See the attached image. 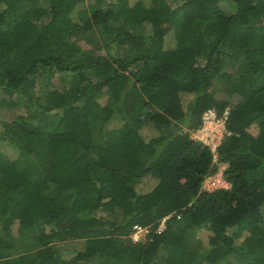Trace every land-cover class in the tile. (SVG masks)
<instances>
[{"label":"trees","instance_id":"16d2710c","mask_svg":"<svg viewBox=\"0 0 264 264\" xmlns=\"http://www.w3.org/2000/svg\"><path fill=\"white\" fill-rule=\"evenodd\" d=\"M179 1L0 0V264H264V0Z\"/></svg>","mask_w":264,"mask_h":264},{"label":"built area","instance_id":"2783aa9c","mask_svg":"<svg viewBox=\"0 0 264 264\" xmlns=\"http://www.w3.org/2000/svg\"><path fill=\"white\" fill-rule=\"evenodd\" d=\"M228 115L229 110H226L222 116H219L214 110L207 111L203 117V125L193 133V136L209 144L212 150L216 152L217 147L221 144L225 135L230 134V132L226 128ZM217 141H219L218 144L216 143ZM213 177L214 176H210L205 180V188L214 190L219 187H229V184L223 179V177L219 179ZM208 180L209 184L205 186ZM166 219L167 217L163 219V225L161 224L160 229L164 227ZM134 228L135 232L132 237L135 240H139V238L137 237L139 232H148L147 228L141 227L139 225H136Z\"/></svg>","mask_w":264,"mask_h":264},{"label":"rangeland","instance_id":"374dc122","mask_svg":"<svg viewBox=\"0 0 264 264\" xmlns=\"http://www.w3.org/2000/svg\"><path fill=\"white\" fill-rule=\"evenodd\" d=\"M179 2H180L179 0H177V1L173 0V2L171 4L173 6H175ZM40 85H42V84H40ZM64 86H66V83L62 82L60 80L59 76H55L53 78V88H63ZM187 97H188V99H191V96L187 95ZM188 99L186 101H188ZM25 113H26V110L23 109V108H15V107H11V106L7 107V106H4V105H0V128L3 127V123L5 121H11L13 119H16L18 117V115L25 114ZM0 143H1L2 146H4V149L7 152H10V153H13V154L15 153V151L11 147H9V146L6 147L4 145V144H6V142L1 141ZM216 143L218 144L219 141H217ZM224 168H225V166L222 165L221 169L217 172L216 175H214L213 178H217V179L221 178ZM209 180H211V179H209ZM209 180L206 182L205 186H207L209 184ZM153 185H154V180L153 179L145 178V179H143L142 182H140L137 185V188H138V190H140L142 192V191L149 190ZM146 234H147V232H139L137 237L139 238V240H143V239L146 238ZM67 246H72V245L70 244V245H67Z\"/></svg>","mask_w":264,"mask_h":264}]
</instances>
